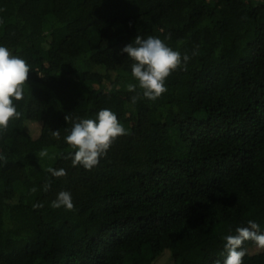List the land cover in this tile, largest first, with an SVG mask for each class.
Returning a JSON list of instances; mask_svg holds the SVG:
<instances>
[{
	"label": "trees",
	"instance_id": "obj_1",
	"mask_svg": "<svg viewBox=\"0 0 264 264\" xmlns=\"http://www.w3.org/2000/svg\"><path fill=\"white\" fill-rule=\"evenodd\" d=\"M137 36L189 57L155 100L128 88ZM0 45L30 66L0 129V264H223L225 236L264 232V0H0ZM101 109L126 134L73 167L65 137Z\"/></svg>",
	"mask_w": 264,
	"mask_h": 264
},
{
	"label": "clouds",
	"instance_id": "obj_2",
	"mask_svg": "<svg viewBox=\"0 0 264 264\" xmlns=\"http://www.w3.org/2000/svg\"><path fill=\"white\" fill-rule=\"evenodd\" d=\"M123 53L133 61L132 76L138 82V85L130 84L129 91L134 92L138 86L143 91V97L149 100H155L166 92V79L182 63L189 60L187 55L181 57L178 51L167 46L161 39L151 36L147 39L137 36L134 42L122 49ZM29 72L30 66L24 59L13 55L6 46L0 45V129L7 128L10 119L20 117L13 100L23 99ZM137 98L134 96L133 102ZM124 134L126 129L110 109H101L92 119L78 118L65 137V142L73 149L67 158L71 159L73 167L82 166L91 170L107 154L115 139ZM53 135L59 137V131H54ZM46 155V150L39 153L40 157ZM48 171L54 177L66 174L64 169L49 168ZM51 206L71 210V193L59 192ZM247 223L246 227H237L235 235L224 237L227 257L223 264H243L246 250L242 245L245 241L251 240L257 248L264 249V232L260 230V225L252 220Z\"/></svg>",
	"mask_w": 264,
	"mask_h": 264
},
{
	"label": "rangeland",
	"instance_id": "obj_3",
	"mask_svg": "<svg viewBox=\"0 0 264 264\" xmlns=\"http://www.w3.org/2000/svg\"><path fill=\"white\" fill-rule=\"evenodd\" d=\"M38 128H39V127H38L37 125H33V126H32V130H35V131H37V130H38Z\"/></svg>",
	"mask_w": 264,
	"mask_h": 264
}]
</instances>
